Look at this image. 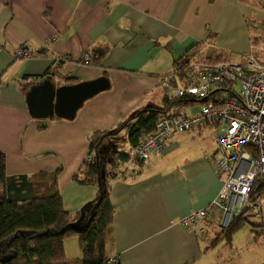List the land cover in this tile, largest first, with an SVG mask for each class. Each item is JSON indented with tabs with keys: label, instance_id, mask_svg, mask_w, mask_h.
<instances>
[{
	"label": "crops",
	"instance_id": "1",
	"mask_svg": "<svg viewBox=\"0 0 264 264\" xmlns=\"http://www.w3.org/2000/svg\"><path fill=\"white\" fill-rule=\"evenodd\" d=\"M258 37L264 38V0H0V151L7 175L60 170L63 209L84 213L97 189L72 179L91 135L109 133L139 111L165 107L159 79L192 47L199 46L195 52L203 58L222 53L237 62ZM19 48L32 58H15ZM56 59L65 60L55 67ZM45 72L56 87L105 77L109 89L87 100L73 120H36L26 95ZM200 107L193 102L167 113L192 116ZM216 133L214 124L203 122L175 133L138 169L124 163L116 170L108 258L117 256V264H264V238L255 239L250 226L208 248L217 225L197 234L179 224L208 207L222 188L212 164ZM127 134L128 125L122 126L98 150L109 147L104 157L126 153ZM252 222L264 226V217ZM64 248L68 259L81 257L76 238L66 239Z\"/></svg>",
	"mask_w": 264,
	"mask_h": 264
},
{
	"label": "built area",
	"instance_id": "2",
	"mask_svg": "<svg viewBox=\"0 0 264 264\" xmlns=\"http://www.w3.org/2000/svg\"><path fill=\"white\" fill-rule=\"evenodd\" d=\"M15 58L31 59L32 54L16 49ZM60 62L56 59L55 67ZM90 55L82 58L88 65ZM169 76L160 77L159 85L169 99L191 97L200 103L192 116L184 113L162 117L154 130L144 135L127 152V165L135 170L161 152L175 133L192 130L203 122L217 127L216 156L213 168L223 185L208 207L198 209L179 220L184 228L204 234L210 224L225 228L243 212L248 217H264V45L250 43L240 60L205 62L196 56L174 67ZM183 75V81L178 80ZM177 78V86L171 79ZM91 160L90 156L85 159ZM261 186V187H260ZM250 214V215H249ZM109 263L119 261L117 256Z\"/></svg>",
	"mask_w": 264,
	"mask_h": 264
},
{
	"label": "trees",
	"instance_id": "3",
	"mask_svg": "<svg viewBox=\"0 0 264 264\" xmlns=\"http://www.w3.org/2000/svg\"><path fill=\"white\" fill-rule=\"evenodd\" d=\"M250 42L264 45V38H251ZM198 47H192L182 58L174 61L173 69L195 56ZM200 59L205 62L231 60L222 53ZM63 60L60 59V63ZM48 77L51 78L49 72L38 76L42 79ZM178 80L183 81V75H178ZM171 84L177 86V78L171 79ZM193 102L198 101L188 96L181 99L165 97V107L139 111L111 132L91 135L87 155L91 160H85L72 179L81 186L97 189L95 200L84 213L70 214L63 209L57 185L60 170L9 176L5 154L0 151V264H111L105 254L114 216L109 197L110 184L116 177V170L127 162V156L124 152L112 151L107 158L100 160L98 149L102 139L128 125L127 140L130 148L135 147L144 135L154 130L158 119L170 116L168 107ZM246 225L250 226L255 239L264 238V226L252 222L243 212L218 231L208 248L222 240L229 242L234 233ZM70 238L78 240L81 252L78 259L66 257L64 242Z\"/></svg>",
	"mask_w": 264,
	"mask_h": 264
},
{
	"label": "water",
	"instance_id": "4",
	"mask_svg": "<svg viewBox=\"0 0 264 264\" xmlns=\"http://www.w3.org/2000/svg\"><path fill=\"white\" fill-rule=\"evenodd\" d=\"M108 89L109 82L105 77L60 87H56L48 77L30 87L26 106L29 115L36 120L53 116L73 120L87 100Z\"/></svg>",
	"mask_w": 264,
	"mask_h": 264
},
{
	"label": "rangeland",
	"instance_id": "5",
	"mask_svg": "<svg viewBox=\"0 0 264 264\" xmlns=\"http://www.w3.org/2000/svg\"><path fill=\"white\" fill-rule=\"evenodd\" d=\"M198 59H200V57L201 56H199L197 53H196V55H195ZM205 57H206V55H204ZM211 56V55H210ZM234 62V61H233ZM195 105H198V104H195ZM120 137V136H119ZM126 138H127V136H126ZM121 140V137L118 139V140H113L114 142H113V144L114 143H117L118 141H120ZM110 143H112V142H109V144ZM115 145V144H114ZM114 148H117V147H114ZM108 152H110V149H109V147L108 146H105V147H103V149H100V150H98V156H99V159L100 160H104V158H107L108 156H106V157H104ZM250 215V214H249ZM250 218V220H256V219H254V218H252V217H249ZM218 218H217V225H218ZM246 226H248V225H246ZM249 227V226H248Z\"/></svg>",
	"mask_w": 264,
	"mask_h": 264
}]
</instances>
